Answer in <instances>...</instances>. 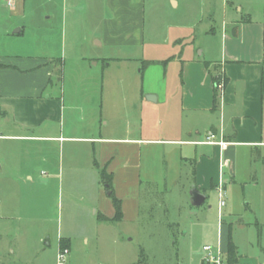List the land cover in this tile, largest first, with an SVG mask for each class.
Here are the masks:
<instances>
[{"label": "crops", "instance_id": "crops-1", "mask_svg": "<svg viewBox=\"0 0 264 264\" xmlns=\"http://www.w3.org/2000/svg\"><path fill=\"white\" fill-rule=\"evenodd\" d=\"M45 2L47 8L40 9L29 0H0V257L3 238L14 237L19 229L15 222L23 199L28 201L38 189L47 195L58 185L66 188L69 199L84 203L82 216L95 207L100 221L137 222L142 185L158 180L162 165L173 182L184 172L191 180L190 191L196 187L206 195L203 205L211 192H219L220 184L227 193L228 183L241 179L242 160L255 164V152L264 158V41L260 43L261 32L252 41L247 32L260 20L264 33V14L254 20L250 0L238 1L237 15L228 12L235 0H227L221 33L210 17L205 34L218 37L216 48L209 39L198 54V47L189 44L178 58L162 55L164 50L158 57L149 56L146 0ZM52 4L54 9L49 8ZM85 16L97 22L90 35L102 46L100 54L87 55L80 46L66 43L68 35L73 39L80 34ZM31 33L39 49L35 54L22 39ZM146 60L155 63L144 66ZM219 74L224 80L221 92ZM150 107L157 110L156 125L150 124ZM209 132L229 144L223 148L202 142ZM103 172L111 176L121 202L120 219L111 191L101 183ZM28 218L53 219L36 214ZM233 224L213 223L211 243L203 246L210 245L225 262L231 231L238 264H264L261 251L240 257ZM39 229V242L52 246L54 228L43 223ZM56 233L57 254L62 239L70 254L73 232L59 224ZM8 242L12 255L25 251L16 249L15 239ZM194 250L193 264H215L205 261L204 251Z\"/></svg>", "mask_w": 264, "mask_h": 264}, {"label": "rangeland", "instance_id": "rangeland-1", "mask_svg": "<svg viewBox=\"0 0 264 264\" xmlns=\"http://www.w3.org/2000/svg\"><path fill=\"white\" fill-rule=\"evenodd\" d=\"M29 1L36 8L48 6L45 0ZM238 1L244 2L235 0L232 10H228L230 14H239L236 8L239 6ZM250 2L256 9L253 19L258 20L256 17L264 14V0ZM225 4L227 0H146L145 38L149 56L158 57L164 50L162 55L178 58L179 51L189 44L196 45L199 54L210 43L209 39H213L216 48L218 37L207 36L205 29L209 26L210 17H213L214 27L220 29L218 31L221 33ZM54 7L56 5L52 4L49 8ZM258 21L248 26L247 32L251 34L250 41L261 32L259 39L262 44L263 25ZM94 23L97 22L85 16L84 27L79 29L80 34L72 37L74 42L68 35L66 43L80 46L87 55L100 54L102 46L97 44V38L93 39L90 35ZM228 36L234 38L232 33ZM22 39L32 53L39 51L32 43L36 40L33 33ZM219 44L221 47L220 39ZM218 79L222 80L221 74L217 75ZM149 110L150 124L156 125L157 110L151 107ZM255 155V164L248 159L242 160L241 167L245 171L241 179L228 183L226 205L221 211L218 191L211 192L203 205L195 206L190 200L191 180L183 172V178L173 182L172 176L165 174V165L159 167L161 173L158 174V180L144 182L142 185V210L137 222L100 221L95 214V207L82 216L80 210L85 206L84 203L75 197L69 199L66 188L62 191L58 185L47 195L38 189L34 197L28 201L23 199L15 222L19 229L13 231L17 234L3 238L4 250L0 264H59L56 233L59 224H62L63 231L69 229L75 237L66 264H193L196 253L194 249L203 252V245L211 243L213 238V223L219 225L222 221L234 222L233 231L243 253L241 258H247V254L253 251H261L264 256V158L260 157L259 152H255ZM159 161L157 153L155 162ZM251 166L255 174L251 173ZM101 183L105 184L103 180ZM30 214L53 217L52 221H42L47 228H54L52 246L39 242V227L43 223L30 220ZM32 227L36 228L35 231ZM28 228L31 230L27 231ZM204 231L209 234H204ZM8 239H15L16 243L13 244L18 251L19 247L25 248L22 255L8 252ZM42 249H46L42 255H34V251Z\"/></svg>", "mask_w": 264, "mask_h": 264}, {"label": "built area", "instance_id": "built-area-1", "mask_svg": "<svg viewBox=\"0 0 264 264\" xmlns=\"http://www.w3.org/2000/svg\"><path fill=\"white\" fill-rule=\"evenodd\" d=\"M8 4H12L13 0H7ZM217 88L221 92L224 88V80H219L217 83ZM202 142L208 143V144H219L223 148H225L229 142L223 139H217V135L213 132H209L206 139ZM219 195H220V211L222 208L226 205V191L224 189L223 184H220L219 187ZM203 251L205 253L204 259L206 262H212L215 264H222L223 259L220 254H215L213 251V248L210 245L203 246ZM69 248L68 247H62L59 249L57 254V259L59 264H66L67 258L69 255Z\"/></svg>", "mask_w": 264, "mask_h": 264}, {"label": "trees", "instance_id": "trees-1", "mask_svg": "<svg viewBox=\"0 0 264 264\" xmlns=\"http://www.w3.org/2000/svg\"><path fill=\"white\" fill-rule=\"evenodd\" d=\"M155 63L153 60H146L144 61L143 65L147 66L150 64ZM262 86L264 88V80L262 82ZM102 180L105 184H107L108 191H111V198L113 200L114 206L116 208V219H120L122 217V210H121V202L120 200L115 196L113 190H112V180L111 176L107 174L106 172L102 173ZM62 247H68L67 242L65 239H62L61 241V248ZM239 262V253H238V248L233 240L232 233L230 231L229 233V239H228V250L225 256V262L222 264H238Z\"/></svg>", "mask_w": 264, "mask_h": 264}, {"label": "water", "instance_id": "water-1", "mask_svg": "<svg viewBox=\"0 0 264 264\" xmlns=\"http://www.w3.org/2000/svg\"><path fill=\"white\" fill-rule=\"evenodd\" d=\"M147 98L151 99L152 96H147ZM155 97L153 96V99ZM190 199H191V203L195 206H199L201 205L204 200L206 199V195L204 193H202L198 188L193 187L190 191Z\"/></svg>", "mask_w": 264, "mask_h": 264}]
</instances>
